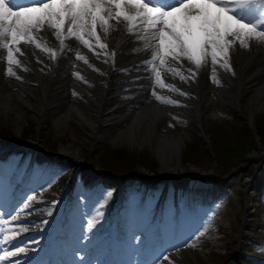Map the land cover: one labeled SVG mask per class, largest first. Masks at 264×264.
<instances>
[{
  "label": "rangeland",
  "instance_id": "374dc122",
  "mask_svg": "<svg viewBox=\"0 0 264 264\" xmlns=\"http://www.w3.org/2000/svg\"><path fill=\"white\" fill-rule=\"evenodd\" d=\"M45 41L50 43L48 39ZM141 44L138 42L127 48L131 53H136L142 50ZM234 50L230 51L228 58L231 71L221 67L224 70L223 76H218V73L214 74V79L219 83L214 82L212 78L213 73L209 69L210 61L206 65L202 64L198 77L203 82L205 81L209 96L201 95L202 92L198 94L193 88L185 92L182 88L185 82L175 75L174 86L186 95L181 96L179 92L171 91L175 95L172 98L157 91L162 97L178 101L179 104L157 101L152 95V90L148 93L147 83L140 81L138 76L134 77V75H131V80H127L124 75L110 76V80H113L112 82L117 84V87H108L107 94L100 98L95 92L101 86L98 76L91 78L88 74L79 73L82 79L77 78L78 82L85 87L92 86L91 89H87L90 93L88 95L87 92L77 89L55 90L53 84L57 81L56 77L45 81L43 76L42 80L36 82L24 77L16 79L7 75L6 70L0 71V103L3 104L6 99L10 104L2 110L0 106V143L8 142L9 146H13L0 150V179L10 181L8 189L0 188L2 189L0 200L7 199L8 206L10 205L5 211L0 208V222L6 220L8 223L0 225L4 227L3 234L9 236H15L13 232L19 234V229L13 228L16 225H11L10 222H12L11 216L16 215L13 209L17 208L25 194L39 196L41 203L46 205V215L51 212L50 216L55 215L56 217V212L60 210L56 209L53 212L56 207L50 203L60 201V187L64 188L66 175H69V185L63 196L68 202L63 222L56 225V222H53L54 219L47 217L48 220H45L48 223L44 224L42 222L45 220H42L39 228L53 231V227L57 226L58 229L64 231V236L70 243L77 242L85 245L87 240L92 238L91 248H96L105 239L112 237L111 224L107 222L111 216L106 213V210L111 209L114 212L117 208L116 218L125 229L131 230L139 226L144 232H153L150 235L156 242L155 245L150 243V246L146 248L143 237H129V235H122L123 238L117 237L113 246L121 248L123 252H114L113 256L122 264L126 261V254L130 255L139 250L141 251L140 256L136 257L135 254V264L137 261L138 264H171V257L191 249L190 246L195 241L202 243L203 247L195 246L192 249L193 254L203 250L212 259L209 264H264V258L258 260L252 256L261 254V257H264V141L256 130V123L260 118H264V112L256 115L253 122L254 127L248 125L243 118L247 115L246 101L253 94L254 89L249 91L245 88L237 97L228 96L221 90L223 87L220 85L223 84V80L220 81L218 78L224 79L227 88L233 93H238L232 81L236 77L233 67L238 71V67L235 66L237 63L235 57L239 54L235 53L237 50ZM256 59L258 60V58H253L249 63L250 66L246 67V73L255 77L252 84L264 78V74H257L259 61L257 63ZM182 62L186 63L187 67L194 68V65L187 60ZM3 64L5 65L2 63V66ZM183 74L186 76V73L183 72ZM20 84L23 86L19 87ZM24 86H32L29 88L32 90ZM150 95L161 107L175 108L170 112L168 119L158 124V130L163 133L172 130L174 134H183L184 144L181 156L186 144L192 143L194 139L200 141L204 149L212 148L216 159L209 152L210 158L200 155V161L199 159L198 161L203 168L208 167L209 172H212L218 161V170L224 174L220 178L223 185L205 182L207 180L205 173L192 166V174L183 176L186 168L181 165V159L179 165H176V161L171 162L172 165L169 166L168 171H163L164 166L151 145H140L137 142L126 140L125 133L130 128H134L136 135L139 136L141 127L135 124L136 121L131 117V113L134 109L147 104L151 99L148 97ZM194 97H198L201 102L197 108ZM209 97L212 100L206 107ZM262 100L264 101V94ZM46 101L49 108H45L44 113V111L41 112V103L44 104ZM85 119L95 122L96 129L92 130L87 126ZM239 126L246 128L245 135L241 134L243 128ZM23 130H25L27 140H25L26 144L19 146L20 142H25L18 138ZM257 139L260 142L258 154L256 153ZM50 142L56 143L60 153H62V148L74 145L78 150L80 161L86 166L75 165L72 168L74 162L71 158L63 154L47 152L46 150L51 148ZM198 147L200 152L199 145L191 148L196 150ZM105 149L109 151L126 149L131 153H147L152 160L159 162V169L167 175L152 180L149 176L152 175L151 170L154 167L147 166V169H142L139 166V169L143 171V179H140V182L146 181L148 185L139 186L137 176L131 181L121 182L104 173L103 164L106 158L102 154L106 151ZM108 150L106 153L109 156L111 153ZM238 154L254 157L252 156V161L241 169L237 171L233 169L228 174L224 173L226 166L233 165L242 157ZM55 156L61 157L60 168L54 170V168L49 169L48 166H44L48 162L52 163ZM89 164L97 168L99 175L94 176L91 173ZM255 165L261 167L260 170L254 171L260 177L259 179L249 177L248 168ZM16 171L18 173L14 174ZM174 177H181L184 184H187L186 188L176 187L172 182ZM201 180L202 182H198ZM259 181H262L261 186ZM33 182L37 183V186L33 185ZM1 185H4V182H1ZM126 186L130 188L126 192L127 197L123 198L124 191L122 190ZM257 186L259 190L255 193L253 189ZM114 197L118 199V204L114 202ZM158 198H162L161 209L157 208ZM193 199H195L193 203H190ZM41 212L36 208L32 209L30 214L41 216L43 215ZM158 212L161 213V217L157 215ZM89 223L92 224L91 228H89ZM218 224L227 227V230L234 229L231 235L235 240L237 239V243H234L230 252L226 246L227 239L217 233ZM9 226H12L11 230H8ZM162 229L172 232L165 236ZM155 230L159 233L158 235ZM247 233L252 234V237H246ZM240 244L243 246L241 256L237 254ZM15 245L24 247L22 242ZM62 247L60 251H66L68 256L76 255L73 250ZM0 248L9 250L5 245H1ZM51 249L52 253H59ZM105 250L102 251L103 255ZM165 256L168 257L167 260L164 259ZM228 257L230 261L226 263L224 260ZM83 259L81 257L78 264H94L98 261L92 257L87 262ZM16 260H19V264H27L26 258ZM46 263L50 264L49 259Z\"/></svg>",
  "mask_w": 264,
  "mask_h": 264
},
{
  "label": "snow or ice",
  "instance_id": "6c2138e0",
  "mask_svg": "<svg viewBox=\"0 0 264 264\" xmlns=\"http://www.w3.org/2000/svg\"><path fill=\"white\" fill-rule=\"evenodd\" d=\"M119 25H124L130 42H144L142 46L147 58L142 67L150 77L154 75L152 95L155 99L166 104H179L156 92L159 87L186 95L174 85L165 84L160 68L170 61L182 64L187 60L199 69L210 61L212 78L219 83L214 79L215 66L231 71L228 59L231 49L237 45L247 49L251 43L264 44V0H28L24 5L17 4L16 0H0V59H4L6 53L7 75L21 79L12 67L23 68L17 56L24 55L20 45H32L55 60L57 51L43 42L42 34L50 32L59 42L61 53L73 52L69 41L94 51V40L96 47L105 50L107 44L102 42L98 28L107 34ZM74 55L75 59L88 63L79 52ZM166 70L185 83L194 81L197 76L192 68L187 69L189 76L179 68L169 66ZM75 75L82 79L79 73ZM35 199V196L25 194L13 209L16 215H12L11 220L20 219L21 214L32 208ZM3 230L0 227V232ZM27 230L21 227L19 232ZM13 247L14 251L0 248L3 252L0 261L13 264L9 258L26 251L24 247ZM15 264H19V260Z\"/></svg>",
  "mask_w": 264,
  "mask_h": 264
},
{
  "label": "bare ground",
  "instance_id": "6f19581e",
  "mask_svg": "<svg viewBox=\"0 0 264 264\" xmlns=\"http://www.w3.org/2000/svg\"><path fill=\"white\" fill-rule=\"evenodd\" d=\"M98 32L101 35L102 42L107 44V49L101 50L99 47H96L94 40L92 41L94 45V51H90L88 48L82 45L76 44L75 41H69V43L73 45V52L64 51L63 53H61L59 50V42L54 39V37L51 35L50 32H45L42 34L44 37V43L48 47L57 51V58L53 60L50 58L49 54L44 53L40 51L39 49H36L34 46L22 44L20 45V47L22 51L24 52V55L20 56L19 54H17V56L21 60L23 68L13 65L12 66L13 70L17 73V76L28 78L36 82L42 80L43 76L45 77L43 79L45 81L52 80L54 79V77H56L57 81L53 84V87L55 90L62 89L65 91L68 89H73V90L77 89L80 91L82 90L84 92H87L88 95H90V93L87 89H91L92 86L87 85L85 87L84 85H81L78 82L75 73L88 74L91 78L98 76L100 78L101 86L97 90H95V92L99 95L100 98L101 97L103 98L104 94H107L108 87H117V84L113 83L112 82L113 80L112 81L110 80V76H113V75L117 76L120 74H127V75L140 74L142 75L143 73L145 74L147 73L142 67L143 62L147 58V52L146 50L144 51L141 50V51H138V53L131 54L129 50L126 49V47H128L129 45H134L138 42L136 43L130 42V38L126 34V29L124 25L117 26L116 29L110 30L109 33L107 34H104L102 30H100L99 28H98ZM45 39L50 40V43H47ZM233 49L237 50L235 53L239 54V55H236L235 57V61L237 62V63L235 62L236 63L235 66L238 67L237 68L238 71H236L235 68L233 67L236 77L235 79L232 80L235 86L237 87L238 93H233L230 89H228L227 85L224 82V79H220V78L218 79L220 81L223 80L222 81L223 84L220 85L223 87V89L221 90L223 93L225 92L228 96L237 97V95H239V93H242V91L245 88H246L245 90H249V91H252L254 89L253 94L246 101V105H247L246 114L247 115H246V118H243L244 121L248 125H251L252 127H254L253 122H254L256 115L264 112V101L262 100V95L264 94V78H262L261 81L252 84V82H254L255 80V77H251V74L249 76L248 75L249 73L248 74L246 73L247 71L246 67L248 65L250 66L249 63H251L253 58H258V60L256 59L257 63L259 61V64H257V71H258L257 74L259 75L264 74V44L251 43V46L247 49L241 48L239 47V45H237ZM75 52H79L81 55L85 56L86 59L88 60V63H84V61L75 59V55H74ZM105 52L108 53V55H105L104 54ZM112 52H115L114 56L111 55ZM95 53H100V55H96ZM106 60L107 62H105ZM2 63H5V65L3 64L2 66ZM7 66L8 65L6 63V53H5V58L0 59V71L6 70ZM169 66L179 68L184 73H186V76L190 75L188 74L189 72H187V69L189 67H187L188 65L186 63L182 62V64H177L174 61H170L169 64H166L160 68L161 77L164 80L165 84L174 85L173 83V80H175L174 75L171 72L166 70ZM215 68H216L215 73H218V76H223L224 70H222L219 65H216ZM126 69L131 70V71H127V72L122 71ZM134 69H139V70H134ZM209 69L212 71V65H210ZM193 71L197 72L196 79L194 81L190 80L189 82L185 83V85H183L182 88H184L185 92L186 91L188 92L191 88H193L195 89L196 93L201 94L202 92L201 95L209 96L207 86H205L206 85L205 81L203 82L202 80L199 79L200 77H198V75L201 72V67L199 69H196L194 66ZM21 86L23 85L20 84L19 87ZM24 87L28 90H32V89H29V88H32V86H24ZM156 89L157 91L162 92L163 94H166L170 97L175 96L167 88L160 89L159 87H157ZM150 96L149 98L151 99L148 101L147 104H144L134 109L133 112L131 113V117L134 119V121H136L135 124H138L141 127L139 136L136 135L134 128H130V130L125 133V138L127 141L137 142L140 145H144V144L151 145L157 157L160 159V161L162 162L164 166L162 170L168 171L169 166L172 165L171 162L176 161V165L180 164L181 153H182V148L184 144V138L182 136L183 134L181 133L174 134L172 130H168L166 133H163V135L159 133L158 128H157L158 124L164 121L165 119H168V116L171 115L170 112L172 110H175V108L161 107V105L157 101H155L152 96L151 97ZM194 100H196L195 101L196 108L197 106L199 107L201 102L198 99V97L197 98L194 97ZM211 100L209 97L207 100L208 103H206V107H208ZM8 105H10L9 101L5 99L3 104L0 103L1 110L6 108ZM48 105L49 104L47 101L44 104L41 103V112L44 111L45 113V108H49ZM97 105L98 104H96V106ZM85 120H86L85 124L87 126L91 127L92 130L96 129L94 127V125H97L95 122H90L88 119H85ZM256 142L258 146L256 153L258 154L260 150L259 139H257ZM62 153L63 155L71 158L74 162V165H80V166L85 165L86 166L85 163L80 161L78 157V150L74 147V145H70L69 147L62 148ZM2 180L3 179H0V182H4V185L0 184V187L2 189H4V187L8 189V185L10 184V181L9 180L2 181ZM68 181L69 180L67 178L66 183L63 184L64 188L67 186ZM27 182H28V179H27ZM36 184L37 183H34L33 185L37 186ZM64 188L60 187V189H64ZM35 197L36 199L33 202L32 208L27 210L26 213L21 214L20 219H18L17 221H13L14 223L18 224V225L16 224L17 225L16 227H18L17 229H20L21 227H23V228H27L28 230L26 232H20V234L16 235L15 237H8V236H5L3 232H0V243H4V245H7L14 241L18 242L20 240L26 239L25 246L30 251L27 253L26 252L21 253L16 257H10L9 260H11L13 264H15V261H14L15 258L27 257V256H29V258H27L29 262L28 264H32L31 259L36 256L35 252L43 251L44 249H46L48 244L51 243L52 236L58 235L61 233L57 229V227L55 228L54 232H51V231L47 232L39 228L41 226L40 225V222H42L41 220L47 219L45 215L47 211H46V205L44 203H41V198L37 195ZM5 201L0 200V205H1L0 207L4 209H6L7 207ZM61 201H63L62 198H61ZM36 208L40 209L43 212V213L41 212L43 215L34 217L28 214L30 213L32 209H36ZM66 211L67 210L64 208L62 211L56 212L58 213L57 215L61 217L60 221L62 220L63 216L66 214ZM53 218L55 219L54 221H59L58 216L53 217ZM107 222L111 224L110 231L112 233L111 235L112 237L105 239L96 248L94 247L91 248L93 244L92 238L88 239L85 245L75 242L73 243V246L71 248L76 253V255L71 256L70 258H67V260H65L64 263L59 261L57 259L59 258V256H57L56 258L52 260V261L55 260L54 263L52 264H56V263L78 264L81 260V257H83L84 258L83 260L84 261L86 260V262L89 261L88 259L92 257L94 258V260H98L96 261L97 263L95 262L96 264H105L104 262L107 259L109 261L111 259V256L110 257L101 256L103 255L102 250L108 246V248L106 249L104 253L106 255L107 254L110 255L111 254L110 251L113 247L114 240L117 237L123 238L122 235H129V237L130 236L143 237L144 238L143 243L145 244L146 248L150 246V243L154 245L156 244V242L152 240L153 238L152 235H150V234H153V232L151 233L148 231L144 232L143 229H141L139 226H135L131 230L125 229L124 225L118 219H116L113 215H112V218L108 220ZM1 224L2 223H0V225ZM171 232L172 231H164L163 234L165 236H168ZM246 237L248 238L252 237V234L247 233ZM195 246L200 248V246L203 247V244L200 243L199 241H195V243L190 246L191 249L187 251H183L177 254L175 257H171L172 258L171 264H209V262H212V259H210L209 257L210 255H207L203 250H199L197 254H193L192 249ZM14 250L15 249H13V251ZM241 250H243L242 244H240V250L238 251L237 254L240 255V253H242ZM140 252L141 251L139 250L137 252H134L133 254L130 253V255L126 257V261L124 262V264H135V254L137 255L136 257H138L140 256ZM48 255L49 253L45 251V253H41L39 257L44 258V257H47ZM252 256L256 257L258 260H261L262 258H264V257H261V254H257V255L253 254ZM0 264H8V261H0ZM137 264H138V261H137Z\"/></svg>",
  "mask_w": 264,
  "mask_h": 264
},
{
  "label": "trees",
  "instance_id": "16d2710c",
  "mask_svg": "<svg viewBox=\"0 0 264 264\" xmlns=\"http://www.w3.org/2000/svg\"><path fill=\"white\" fill-rule=\"evenodd\" d=\"M239 127L243 128L241 134L245 135L247 133L246 128L241 127V126H239ZM256 130H257L258 135L264 141V118L263 117L257 121ZM260 130H261V132H260ZM25 138H26V133H25V130H23L21 132V135H20V140H24ZM193 142H196V143H193ZM193 142L186 144L185 150L183 151V154L181 156V162L185 167H187L188 165H191V164H193L195 166L200 165V162H199L200 161V158H199L200 155L204 156V157L210 156L209 155V149H207V148L204 149L205 147H203V145H201L200 141H198L197 139H194ZM50 143H51L50 149L55 150L57 147L56 143H53V142H50ZM195 145H197V146L199 145L201 147L200 152L198 151L199 147L196 150H192L191 147H194ZM263 146H264V144H263ZM103 150H104V148H103ZM105 150L107 151L108 149H105ZM106 151L103 152V154H102L106 158L105 167H106L107 171L113 175H117V174H121V173H127L129 175L132 173H136V172H138V167L140 165L141 166L150 165V166H153L155 170L158 167L157 161L152 160V158L147 153H131V152H128L126 149H120V150H115V151H109L108 150V152L111 153L108 156ZM238 156H242V154H238ZM198 159H199V161H198ZM247 159L248 158L246 155L240 157L239 161H237L233 165H228L225 167L226 172H229L232 168L246 162ZM257 169H259V166L258 167L250 166L248 168L249 173L251 175H253L254 170H257ZM188 173H190V172L188 171ZM220 174L221 173H219V175ZM125 178H127V176ZM208 178H210V180L212 182L216 181V177L214 175H210V176L208 175ZM175 184L179 185L181 183L178 180V181H175ZM257 191L258 190L256 188L255 192H257ZM218 230H219L220 234L222 236H224L225 239H227L226 240V246L229 249L228 252H230L234 246V243H235V239H234L233 235H231V233H233L234 229L227 230V227L219 224ZM226 237H228V238H226ZM227 261H228V259H227Z\"/></svg>",
  "mask_w": 264,
  "mask_h": 264
},
{
  "label": "water",
  "instance_id": "95a60500",
  "mask_svg": "<svg viewBox=\"0 0 264 264\" xmlns=\"http://www.w3.org/2000/svg\"><path fill=\"white\" fill-rule=\"evenodd\" d=\"M160 133V132H159ZM161 135H163L162 133H160ZM250 161V160H249Z\"/></svg>",
  "mask_w": 264,
  "mask_h": 264
}]
</instances>
